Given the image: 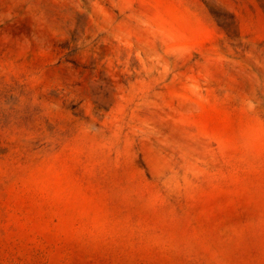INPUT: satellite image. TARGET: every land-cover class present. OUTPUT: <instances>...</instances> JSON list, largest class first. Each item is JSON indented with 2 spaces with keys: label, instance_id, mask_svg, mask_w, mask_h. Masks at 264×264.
Listing matches in <instances>:
<instances>
[{
  "label": "rangeland",
  "instance_id": "1",
  "mask_svg": "<svg viewBox=\"0 0 264 264\" xmlns=\"http://www.w3.org/2000/svg\"><path fill=\"white\" fill-rule=\"evenodd\" d=\"M0 264H264V0H0Z\"/></svg>",
  "mask_w": 264,
  "mask_h": 264
}]
</instances>
